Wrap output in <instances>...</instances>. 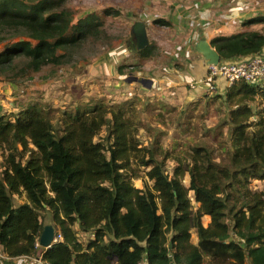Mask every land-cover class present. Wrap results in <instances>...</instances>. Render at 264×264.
I'll return each mask as SVG.
<instances>
[{
	"label": "trees",
	"instance_id": "obj_1",
	"mask_svg": "<svg viewBox=\"0 0 264 264\" xmlns=\"http://www.w3.org/2000/svg\"><path fill=\"white\" fill-rule=\"evenodd\" d=\"M75 15L68 0H0V43L8 34L19 37L0 51V74L15 82L62 64L86 39L104 31L99 13L77 21ZM249 21L264 24V15ZM211 44L222 59L258 54L264 25L216 35ZM151 47L135 46L142 57L152 55ZM129 66L137 70L141 64ZM258 97L264 105V87L244 80L227 89L225 99L232 105L227 124L236 147L230 162L197 145L189 161L175 158L172 174L165 168L168 156L159 158L155 146L138 136L131 102L79 105L63 112L60 130L38 103L0 114V147L7 151L0 163V245L11 257L35 254L45 226L41 211L51 210L63 240L43 251L50 264H138L145 256L149 264H264V191L245 196L253 179L264 180V133L250 129L264 126V106L255 110L251 104ZM104 127L105 140H96ZM143 167L152 184L138 187L133 179L143 177ZM187 175L189 184L183 181ZM15 195L26 200L15 205ZM205 214L211 216L207 226ZM76 223L94 237L81 241Z\"/></svg>",
	"mask_w": 264,
	"mask_h": 264
},
{
	"label": "rangeland",
	"instance_id": "obj_2",
	"mask_svg": "<svg viewBox=\"0 0 264 264\" xmlns=\"http://www.w3.org/2000/svg\"><path fill=\"white\" fill-rule=\"evenodd\" d=\"M68 1L76 11L75 21L87 13L97 12L103 19L104 31L99 36H90L86 39L62 64L44 66L31 76L16 78L15 82L8 80L5 74H0V114L19 112L30 104L38 103L49 110L56 130H60L63 112L74 110L79 105L104 104L109 107H125L131 102L130 112L134 111L136 115L138 136L144 144L155 146L159 158L162 159L164 154L168 156L165 159V168L170 174L177 164L175 158L180 157L185 162L189 161L192 147L197 145L212 148L218 160L222 159L226 163L231 161L236 151L231 135L232 125L230 122L227 124L232 105L224 96V98L220 96L221 99L216 94L217 81L204 80L208 82L206 86L214 93L209 92L200 102L183 108L167 106L163 108L155 101L150 102L136 96L134 89H127L125 74L136 71L129 66L130 62L127 60L138 55L132 32L133 24L137 20H144L150 27L152 26L150 21L156 23L155 19H162L161 22H157V29L150 30L148 34L152 46L151 57H154L161 53V45L157 43L156 37L168 36L175 27L172 18L176 15L171 13L175 5L180 4L185 10L186 5L196 4L200 8H205L209 18L219 20L221 15L224 16L233 10L237 0H174L172 7L170 3L167 5V0ZM263 1L259 0V3L263 4ZM144 5L151 7L145 10ZM106 8H113L119 13L105 14ZM187 23L186 21L182 24L187 26ZM182 30L186 32L187 29ZM8 38L0 43V51L4 49L6 42L19 39L13 34H8ZM125 93L129 100H125ZM251 104L255 110L264 106L261 97ZM250 129L261 130L264 133L263 125L253 124ZM106 135L107 129L104 127L95 139L105 140ZM5 152L7 151L0 147V163ZM26 156L27 154L24 161ZM146 170L147 167L141 169L142 178L133 179L136 186L143 187L146 181L152 184L145 175ZM183 181L189 184V175ZM249 189L250 193L243 191L245 196L259 195L264 191V180L253 179ZM191 194L193 195L192 191ZM242 195L239 192L236 197L239 204L244 199ZM24 200L25 195L14 196L15 205L21 204ZM41 217L45 225L54 224L51 210L41 211ZM81 238L87 240L89 236Z\"/></svg>",
	"mask_w": 264,
	"mask_h": 264
},
{
	"label": "crops",
	"instance_id": "obj_3",
	"mask_svg": "<svg viewBox=\"0 0 264 264\" xmlns=\"http://www.w3.org/2000/svg\"><path fill=\"white\" fill-rule=\"evenodd\" d=\"M167 1V5L170 3L171 7L174 6V0ZM257 3L259 0H237L233 10L224 16L221 15L219 20L209 18L205 8H200L196 4L186 5L185 10L180 4L175 5L174 11L171 12L176 15L172 18L175 27L168 36L156 37L157 43L161 45V53L154 57H142L138 54L127 60L130 64H141V67L135 73L125 74V87L134 89L136 96L148 99L150 102L155 101L163 108L166 106L183 108L200 102L206 94L214 92L206 86L208 82H204L208 80L209 63L197 49L199 40L205 38L211 42V39L219 34L229 35L245 30H261L263 23L249 21L264 15V3ZM147 7L151 6L144 5L143 9L146 10ZM186 21L187 26L182 24ZM151 22L150 27L146 23L148 34L150 30L157 29V22L150 21L149 23ZM183 28L187 29L186 32L182 30ZM259 53L264 56V48ZM217 82L216 94L219 98L225 97L230 84L224 79H219ZM126 95L125 93V100H129ZM193 195L191 194L197 207L199 203ZM202 221L204 225H209L211 216L205 214ZM74 227L81 241L86 243L94 237L92 231L82 230L78 223ZM85 236L89 238L87 240L81 238ZM192 241L196 244L199 241L198 231L195 228L192 230ZM3 255L7 253L0 245V264H25V258L22 256L8 258ZM144 260L148 262L146 256ZM247 264H251L250 261Z\"/></svg>",
	"mask_w": 264,
	"mask_h": 264
},
{
	"label": "built area",
	"instance_id": "obj_4",
	"mask_svg": "<svg viewBox=\"0 0 264 264\" xmlns=\"http://www.w3.org/2000/svg\"><path fill=\"white\" fill-rule=\"evenodd\" d=\"M208 81H217L219 79L226 80L232 84L239 80H244L257 88L264 87V56L260 53L253 54L236 59H222L219 63L208 64ZM40 238V237H39ZM37 239L38 251L32 255H21L25 258V264H50V262L43 257V251L48 247H42L40 239ZM63 240L61 232H55L53 243ZM10 258L9 255H3ZM74 264V263H73ZM138 264H149L144 259Z\"/></svg>",
	"mask_w": 264,
	"mask_h": 264
},
{
	"label": "water",
	"instance_id": "obj_5",
	"mask_svg": "<svg viewBox=\"0 0 264 264\" xmlns=\"http://www.w3.org/2000/svg\"><path fill=\"white\" fill-rule=\"evenodd\" d=\"M132 32L134 34V45L138 49H142L149 45L150 40L147 31V25L144 20H137L133 24ZM197 49L207 58L208 63H219L222 60V56L219 51L211 44L210 41L203 38L199 40ZM56 227L54 224H46L40 235V244L42 247L52 246L55 237ZM172 246V244L170 245Z\"/></svg>",
	"mask_w": 264,
	"mask_h": 264
}]
</instances>
